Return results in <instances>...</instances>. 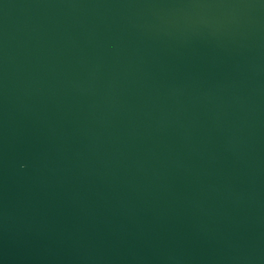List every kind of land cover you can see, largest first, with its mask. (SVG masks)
I'll return each mask as SVG.
<instances>
[{"label": "water", "instance_id": "1", "mask_svg": "<svg viewBox=\"0 0 264 264\" xmlns=\"http://www.w3.org/2000/svg\"><path fill=\"white\" fill-rule=\"evenodd\" d=\"M0 264H264V0H0Z\"/></svg>", "mask_w": 264, "mask_h": 264}]
</instances>
